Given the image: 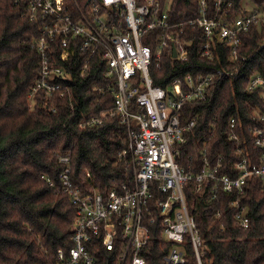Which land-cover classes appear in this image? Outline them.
<instances>
[{
	"label": "trees",
	"instance_id": "1",
	"mask_svg": "<svg viewBox=\"0 0 264 264\" xmlns=\"http://www.w3.org/2000/svg\"><path fill=\"white\" fill-rule=\"evenodd\" d=\"M141 2L142 0H137ZM264 9V0H250ZM170 21L177 23L198 14V0H168ZM209 10L219 16L228 9L232 19L244 8L242 0H206ZM14 0H0V264H54L57 250L69 249L75 206L60 189V153H70L71 177L84 192L106 191L117 182L132 177L127 158L119 155L126 143V128L117 115L106 113L100 123L82 122L113 107L108 91L112 78L97 63L90 74L72 82L71 101L54 97L56 111L40 102L30 107L27 93L34 80L39 55L31 41L40 23L23 15ZM186 59L163 52L149 65L155 84L167 88L174 78L206 75L229 69L231 74L216 75L212 95L201 103L183 107L185 119L195 124L185 132L175 159L186 165L194 161L201 167L205 156L211 164L220 158L221 172L237 174L235 162L241 155L250 163L258 161L261 150L253 143L250 128L256 124L253 109L263 108L258 91L247 88L254 72L264 75V22L242 32L235 59L228 46L215 41L213 57L200 54V29L185 28L182 36ZM147 44L154 43L148 39ZM100 88H105L100 91ZM234 118V125L230 120ZM234 132L236 139H230ZM51 183H50V182ZM186 203L204 240L202 264H264V180L250 177L245 191H226L218 187L214 197L209 189L200 194L185 186ZM231 201L246 209L248 226L235 219ZM151 239L142 250L146 264H165L170 242L162 239L159 222L151 226ZM97 264H115L118 250L93 247ZM187 259L194 264L192 247Z\"/></svg>",
	"mask_w": 264,
	"mask_h": 264
},
{
	"label": "built area",
	"instance_id": "2",
	"mask_svg": "<svg viewBox=\"0 0 264 264\" xmlns=\"http://www.w3.org/2000/svg\"><path fill=\"white\" fill-rule=\"evenodd\" d=\"M14 2L21 6L23 15L40 23L39 33L31 41L39 61L27 93L30 107L42 96V105L56 111L53 98L71 101L74 79L89 75L91 65L97 63L103 74L112 78L108 91L113 95V107L81 125L98 124L108 113L117 115L126 128V143L119 155L127 158L132 177L106 191L84 192L72 180L70 153L58 155L62 164L60 189L74 204L75 214L72 245L57 250L54 264H97L92 250L97 244L118 250L115 264H146L141 252L156 222L162 239L170 242L165 264H189L187 245L192 247L194 264H202L205 243L188 209L185 186L190 184L200 194L209 189L214 197L218 187L243 193L250 177L264 180V75L254 72L247 85L249 90L258 91L263 102V108L253 109L256 124L250 128L253 143L261 150L258 161L250 163L237 146L241 155L234 164L237 174L230 175L221 172L220 158L211 164L204 156L201 167L194 161L185 167L175 158L185 132L195 124L194 118L185 119V104L208 100L213 78L234 72L226 68L195 77L187 74L163 88L153 82L149 65L166 51L173 58L186 59L182 36L187 27L201 30L202 56L212 58L213 44L218 41L228 46L229 58L235 59L242 32L264 22V9L244 8L229 19L228 9L219 16L218 10H209L206 0H198L197 15L173 23L168 0ZM146 39L154 44H147ZM234 121L231 118V127ZM229 138L236 139L237 135L231 132ZM229 205L235 208L236 221L247 227L245 207L238 201Z\"/></svg>",
	"mask_w": 264,
	"mask_h": 264
},
{
	"label": "rangeland",
	"instance_id": "3",
	"mask_svg": "<svg viewBox=\"0 0 264 264\" xmlns=\"http://www.w3.org/2000/svg\"><path fill=\"white\" fill-rule=\"evenodd\" d=\"M242 6L246 10H250L251 8L254 7L250 0H242Z\"/></svg>",
	"mask_w": 264,
	"mask_h": 264
},
{
	"label": "water",
	"instance_id": "4",
	"mask_svg": "<svg viewBox=\"0 0 264 264\" xmlns=\"http://www.w3.org/2000/svg\"><path fill=\"white\" fill-rule=\"evenodd\" d=\"M173 55L175 56V51L173 52Z\"/></svg>",
	"mask_w": 264,
	"mask_h": 264
}]
</instances>
